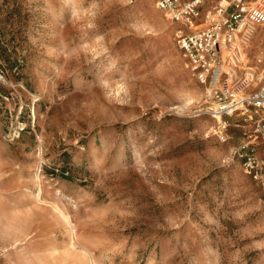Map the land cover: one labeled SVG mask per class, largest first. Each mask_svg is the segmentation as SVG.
Returning a JSON list of instances; mask_svg holds the SVG:
<instances>
[{"label": "rangeland", "instance_id": "rangeland-1", "mask_svg": "<svg viewBox=\"0 0 264 264\" xmlns=\"http://www.w3.org/2000/svg\"><path fill=\"white\" fill-rule=\"evenodd\" d=\"M176 28L155 0H0V264H264L256 117L204 112Z\"/></svg>", "mask_w": 264, "mask_h": 264}, {"label": "built area", "instance_id": "built-area-1", "mask_svg": "<svg viewBox=\"0 0 264 264\" xmlns=\"http://www.w3.org/2000/svg\"><path fill=\"white\" fill-rule=\"evenodd\" d=\"M155 6L177 27L178 47L204 86V112L216 119L254 114V132L264 139V51L252 59L245 52L253 27L264 26V0H155Z\"/></svg>", "mask_w": 264, "mask_h": 264}, {"label": "bare ground", "instance_id": "bare-ground-1", "mask_svg": "<svg viewBox=\"0 0 264 264\" xmlns=\"http://www.w3.org/2000/svg\"><path fill=\"white\" fill-rule=\"evenodd\" d=\"M255 30V28L253 27V29H252V31H251V36H250V39H249V42H250V40H251V37H252V34H253V31ZM257 54H261L262 53V51L261 50H259L258 52H256ZM203 95V94H202ZM220 118H218V120H219ZM12 211H15V207H13V209H12Z\"/></svg>", "mask_w": 264, "mask_h": 264}]
</instances>
